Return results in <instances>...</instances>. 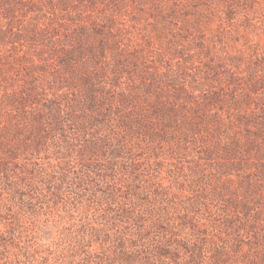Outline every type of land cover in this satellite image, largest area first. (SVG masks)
I'll use <instances>...</instances> for the list:
<instances>
[{
  "label": "rangeland",
  "instance_id": "obj_1",
  "mask_svg": "<svg viewBox=\"0 0 264 264\" xmlns=\"http://www.w3.org/2000/svg\"><path fill=\"white\" fill-rule=\"evenodd\" d=\"M0 264H264V0H0Z\"/></svg>",
  "mask_w": 264,
  "mask_h": 264
}]
</instances>
